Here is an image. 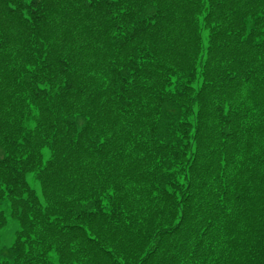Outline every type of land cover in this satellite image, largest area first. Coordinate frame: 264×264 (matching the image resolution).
I'll list each match as a JSON object with an SVG mask.
<instances>
[{
  "label": "trees",
  "instance_id": "16d2710c",
  "mask_svg": "<svg viewBox=\"0 0 264 264\" xmlns=\"http://www.w3.org/2000/svg\"><path fill=\"white\" fill-rule=\"evenodd\" d=\"M0 264H264V0H0Z\"/></svg>",
  "mask_w": 264,
  "mask_h": 264
},
{
  "label": "rangeland",
  "instance_id": "374dc122",
  "mask_svg": "<svg viewBox=\"0 0 264 264\" xmlns=\"http://www.w3.org/2000/svg\"><path fill=\"white\" fill-rule=\"evenodd\" d=\"M3 208L8 216V224L0 229L1 246L0 250L10 248L15 240L16 232L19 229L18 222L10 217L11 209L8 202L3 204ZM52 264H60L55 252L52 253Z\"/></svg>",
  "mask_w": 264,
  "mask_h": 264
}]
</instances>
